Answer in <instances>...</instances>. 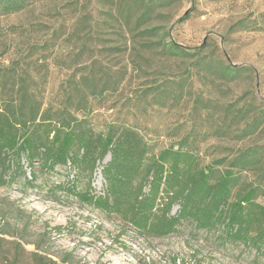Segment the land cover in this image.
Masks as SVG:
<instances>
[{"label":"rangeland","instance_id":"1","mask_svg":"<svg viewBox=\"0 0 264 264\" xmlns=\"http://www.w3.org/2000/svg\"><path fill=\"white\" fill-rule=\"evenodd\" d=\"M8 3L0 0L8 87L24 76L44 108L69 106L82 90L87 108L77 115L97 132L132 127L155 153L182 144L202 165L259 147L262 166L237 174L240 185L260 186L264 205V0H24L15 11ZM255 117L259 128L243 136ZM109 159L90 176L23 157V171L0 185V264H264L219 230L183 220L168 235L143 234L82 201L78 192L103 194Z\"/></svg>","mask_w":264,"mask_h":264},{"label":"trees","instance_id":"2","mask_svg":"<svg viewBox=\"0 0 264 264\" xmlns=\"http://www.w3.org/2000/svg\"><path fill=\"white\" fill-rule=\"evenodd\" d=\"M23 1L9 0L7 7L18 10ZM166 47L171 53L185 51L175 43ZM8 84L0 80V185L13 181L16 169L23 171V157L30 165L39 162L46 168L70 163L92 176L109 155L101 169L104 192H78L85 203L119 213L143 234L165 236L188 220L199 229L219 230L264 257V205L257 201L260 186L240 185L237 174L262 166L259 147L202 165L195 150L182 144L155 153L132 127L111 124L106 132H97L86 117L77 115L87 108L82 90L77 102L69 98L70 107L44 108L24 76ZM88 89L95 91L94 86ZM247 123L243 136L260 126L256 117Z\"/></svg>","mask_w":264,"mask_h":264}]
</instances>
